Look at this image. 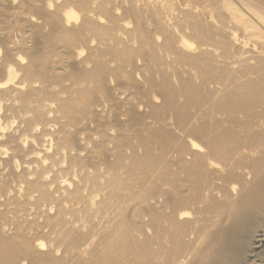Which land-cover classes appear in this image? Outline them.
<instances>
[{
  "label": "bare ground",
  "instance_id": "obj_1",
  "mask_svg": "<svg viewBox=\"0 0 264 264\" xmlns=\"http://www.w3.org/2000/svg\"><path fill=\"white\" fill-rule=\"evenodd\" d=\"M26 1L25 16L34 11L43 21L31 27L36 47L27 48L26 81L48 85L42 96L67 118L65 125L50 120L58 123V135L89 115L104 127L101 112L108 111L115 160L105 161L112 175L94 212L78 187L67 197L49 193L40 181L44 169L27 185L32 158L21 160L16 174L13 157L3 162L0 177L13 179L14 194L27 185L26 200L39 197L21 203L6 196L7 181L0 183V220L16 226L12 236L0 230V264H264V0H50L53 10L45 0ZM71 6L82 13L80 27L64 24L62 11ZM82 32L99 45L82 61L86 69L71 62L74 47L88 43ZM58 41L66 53L51 69ZM44 42L53 46L47 53L39 47ZM183 66L192 73L182 75L177 68ZM65 81L71 85L48 90ZM121 94L124 100L116 98ZM27 110L47 124L42 101ZM60 149L91 181L89 159H80L83 149L72 134ZM11 204L19 207L13 220L2 211ZM81 213L100 219L96 236L81 231L89 222ZM31 216L46 223L24 222ZM42 241L53 250L40 252L34 242Z\"/></svg>",
  "mask_w": 264,
  "mask_h": 264
},
{
  "label": "rangeland",
  "instance_id": "obj_2",
  "mask_svg": "<svg viewBox=\"0 0 264 264\" xmlns=\"http://www.w3.org/2000/svg\"><path fill=\"white\" fill-rule=\"evenodd\" d=\"M8 1L11 2L9 3ZM61 1L63 0H60V2ZM45 2L49 9H54L50 0H45ZM25 6H27L26 0H0V167L8 158L13 157L12 168L14 171L13 173L16 174L22 170L23 166L21 165V160L32 158L33 164L27 175V185L29 181L35 182L37 180V177L33 174L34 171H41L44 169L45 175L43 174L40 181L46 183L44 188L47 189L49 193L59 190L60 193L56 196L62 195L67 197L69 193H74L75 189L78 187L77 189H80V195L89 199L90 211L94 212L98 207L95 203L102 200L108 191L107 189L104 190L103 187L105 186L106 180L112 175V172L106 165V160L108 159V162L115 160L112 155L114 145L108 140V138L115 139L116 137L114 123H111V116L107 117L108 111H100L102 113V117L100 118H102L103 123H106V126H99L98 123H96L97 121H92V117L89 115L86 116L88 119L81 120V122L75 126H69L65 134L58 135V123L65 125V123H67V118H64L56 111V102H46L45 96H42V94H45V90L43 89L48 85H43V83L39 81L29 84L26 81L25 73L22 71V68L27 66L29 62L27 48L33 49L36 47V39L34 40L30 32L31 27L43 23L41 18L34 15L33 10L31 15L25 16ZM30 11L31 10H29V12ZM62 15L65 21L64 24L67 28L74 26L78 27L80 25L82 13L76 7L71 6L67 7V9L65 8L62 11ZM98 21L102 25L109 24L108 21L103 18ZM120 24L126 28L131 27L129 21H121ZM48 32L49 29L45 28L44 35ZM82 35L88 38V43L86 46L77 45L74 47V58L71 59V62L75 63L77 67L86 69L89 65L82 64V61L89 57L91 52L96 50L99 45L89 33L82 32ZM118 35L127 41V38L122 33H118ZM156 39L159 42L162 40L161 37H156ZM129 45L137 47L133 42H130ZM39 47L41 53H47L46 51L51 50L53 46L51 43L44 42L43 44L41 43ZM122 47V45L118 46L119 49H122ZM65 48L62 42L58 41L55 44L56 55L52 57L50 68L52 67L55 69L56 66L58 67L60 65L59 60L64 57V53H66ZM186 52L195 53L196 51L194 49H188ZM134 64L140 68H144L142 60L138 57H134ZM112 66H115V64H112ZM149 67L152 66H148V68ZM153 67L156 66L154 65ZM129 68H126V70ZM177 69L182 72L185 70H188V73L191 72L187 66L178 67ZM182 75L186 76V73L184 72ZM159 79L158 77V80ZM138 81L144 85L142 76H138ZM196 81H198L197 78ZM173 83L177 85L176 76H173ZM115 84L116 83L111 79L108 82L110 88H113ZM70 85L69 82L65 81L51 88L49 87L48 90L52 91V89H54L56 92H59L61 86ZM214 87V85H211V88ZM59 97L65 99L67 95L59 93ZM116 98L124 100L125 97L121 94L119 96L117 95ZM25 99H30L28 104L24 101ZM98 99L100 102H103L105 98L103 95L99 94ZM154 100L157 104L161 103L159 97L154 96ZM39 101H42V113L43 111L47 112V124L38 123L36 114L27 110L28 106H34V104ZM96 110L99 109L93 108V111ZM51 119H58V123L50 122ZM106 119L107 121L110 119V122H107ZM121 119L122 122L127 121L123 116ZM45 131H47V133ZM71 134L75 143L83 149L79 155L80 159H89L90 167L86 172L89 173L91 181L83 180V175H78V166H71L68 161L70 157V155L67 156L68 151L60 149L64 139ZM15 147H22L23 152L18 153L15 150L14 154L13 149ZM125 152L130 154L129 149H126ZM28 153L31 154L28 155ZM155 153L157 154V152ZM104 155H106V157ZM4 181L10 184L9 187H5L4 192L6 196L11 198L16 196L21 203L28 201V203L31 204L34 202L35 198L39 197V193H34L29 197V200H26L25 189L27 185H20L17 187V193L14 194L11 191L13 184L15 186L13 179L10 176L0 177V183L3 184ZM134 190L138 191L139 189L135 188ZM124 193L129 194L128 191H124ZM67 207L68 205L66 204V208ZM17 208L19 207L15 204H11L7 208H3L2 211L6 214L7 219L13 220V214ZM47 210L48 214L51 216H54L56 213L55 209L52 207H48ZM80 217L83 218V220L88 219L89 221L83 226L81 225V231L85 234L90 233L96 236L103 225L101 221L99 222L100 219L84 213H81ZM36 221L41 225L46 223L43 217L36 218L35 216L29 217L27 221L24 222L34 223ZM15 227V225L6 226V219L0 220V230L6 236L15 235ZM34 246L43 253L48 250H53V248H51L52 242L50 241H42L40 243L34 242ZM20 264L27 263L21 262Z\"/></svg>",
  "mask_w": 264,
  "mask_h": 264
}]
</instances>
